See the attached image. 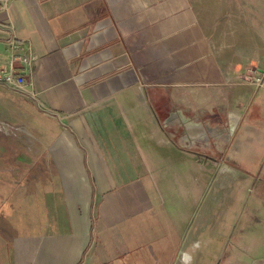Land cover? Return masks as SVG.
Here are the masks:
<instances>
[{
    "label": "crops",
    "instance_id": "crops-1",
    "mask_svg": "<svg viewBox=\"0 0 264 264\" xmlns=\"http://www.w3.org/2000/svg\"><path fill=\"white\" fill-rule=\"evenodd\" d=\"M11 29L36 59L25 92L0 84L1 113L30 133L0 136L21 174L8 194L27 193L0 199V264H174L171 232L135 229L151 200L119 198L117 176L187 158L253 178L264 224V0H6L2 68ZM244 248L234 264H264V225Z\"/></svg>",
    "mask_w": 264,
    "mask_h": 264
},
{
    "label": "rangeland",
    "instance_id": "rangeland-1",
    "mask_svg": "<svg viewBox=\"0 0 264 264\" xmlns=\"http://www.w3.org/2000/svg\"><path fill=\"white\" fill-rule=\"evenodd\" d=\"M256 100L264 106V89L258 92ZM17 134L30 136L29 132L14 125L0 111V136L9 137ZM156 145L153 144L152 147ZM27 147L29 149V146ZM187 150L199 153L191 144ZM21 157L23 164H30L33 161L25 154ZM12 161L6 158V162L4 161L6 165L0 164L2 202L15 192L21 194L23 198L27 197L24 189L16 190V187L8 194L12 190L10 183L13 182L10 175L17 174L19 170L13 168ZM154 161L158 162V159ZM34 163L36 164V161ZM185 163L187 167L178 173L160 174L151 168L147 174L117 176L120 185L126 182L123 188H119V198L124 200L123 195L132 187L138 188L135 191L138 194L137 198L147 197L151 200L150 205L142 212L144 215L134 214L132 220L135 229H139V221L143 217L144 224L148 226H145V230L154 233L159 230L171 232V238L167 241L173 242L179 248L176 258L173 259L174 264L180 249L189 254V259L186 262L182 260V264H234L241 251L244 257L246 239L259 229L260 224L264 225L261 220L259 222L257 212L253 210L255 209L253 207L258 206L252 204V209L248 204L249 199L255 197V187L258 184L249 175H247L249 180L245 184L243 177L246 175H240L239 172L237 174L236 171L213 172L189 158ZM4 171L5 174L2 175ZM18 175L21 174L16 176ZM25 177L29 180L31 175ZM164 200L169 201L165 204ZM161 241L155 240L154 245Z\"/></svg>",
    "mask_w": 264,
    "mask_h": 264
},
{
    "label": "built area",
    "instance_id": "built-area-1",
    "mask_svg": "<svg viewBox=\"0 0 264 264\" xmlns=\"http://www.w3.org/2000/svg\"><path fill=\"white\" fill-rule=\"evenodd\" d=\"M6 0H0V8L4 7ZM7 38V47L9 49L8 67H0V84L5 85L12 90L25 92V75L23 66L30 67L35 61L36 55L31 46L17 39L12 29Z\"/></svg>",
    "mask_w": 264,
    "mask_h": 264
}]
</instances>
